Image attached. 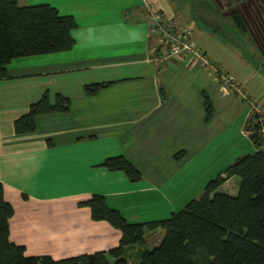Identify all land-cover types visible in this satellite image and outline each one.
<instances>
[{
    "label": "crops",
    "instance_id": "1",
    "mask_svg": "<svg viewBox=\"0 0 264 264\" xmlns=\"http://www.w3.org/2000/svg\"><path fill=\"white\" fill-rule=\"evenodd\" d=\"M18 2L52 4L77 22L70 49L15 57L0 78V181L14 209L10 237L27 255L108 253L122 231L93 217L88 201L95 195L129 222L161 220L257 150L244 129L251 108L216 68L193 53H154L151 13L170 21L180 0ZM205 47L216 59L215 48ZM216 60L234 72L232 58ZM96 83L102 85L87 92ZM45 95L50 104L58 95L69 98V108L40 112L35 130L18 132L16 120ZM119 156L136 165L140 178L106 165ZM240 183L232 176L218 190L236 195Z\"/></svg>",
    "mask_w": 264,
    "mask_h": 264
},
{
    "label": "trees",
    "instance_id": "2",
    "mask_svg": "<svg viewBox=\"0 0 264 264\" xmlns=\"http://www.w3.org/2000/svg\"><path fill=\"white\" fill-rule=\"evenodd\" d=\"M237 30H246L239 12L234 14ZM77 22L49 3L20 5L18 0H0V78L7 75V64L15 57L53 53L70 49L74 44L72 30ZM102 83L86 86L94 92ZM69 98L57 96L50 104L47 95L32 104L30 110L15 122L18 132L33 131L38 113L54 109L67 110ZM209 112L212 110L206 96ZM257 150L238 157L214 179L199 198L169 217L129 222L111 208L103 195L88 201L95 219H106L122 231L120 244L110 249L61 259L51 255L30 256L25 246L12 241L10 218L14 212L6 200L0 181V264H129L127 252L132 246H144L146 233L165 229L161 243L146 249L137 264H264V146L260 134L250 135ZM106 165L125 170L132 179L141 176L134 163L123 156L109 158ZM240 176L236 195L219 191L230 177ZM132 256V255H131Z\"/></svg>",
    "mask_w": 264,
    "mask_h": 264
},
{
    "label": "rangeland",
    "instance_id": "3",
    "mask_svg": "<svg viewBox=\"0 0 264 264\" xmlns=\"http://www.w3.org/2000/svg\"><path fill=\"white\" fill-rule=\"evenodd\" d=\"M237 12L240 13L242 21L246 25L245 31L237 30L235 27L234 14ZM157 13H159L163 24L177 23L180 27L190 26L192 28L193 38L195 35L199 38V41L193 39L194 47L198 48L199 51L198 54H194L198 55L204 64L216 68L221 81L225 82L231 91H234L236 97L250 106V116L244 125V129L249 136L259 133L262 146H264V0H180L179 13L175 17L171 15L173 19L170 20V23L164 14ZM151 20H153L152 16ZM151 27L154 47L157 48V50L154 49V53L163 59L162 50L166 46L165 40L161 39L153 24ZM211 40H213L212 43ZM209 43L215 48L216 52L213 54L216 59L232 58L234 60V74L226 67L218 65L216 59L211 58V54L205 49V46L209 45L207 49L211 50L212 47ZM228 47L231 49L229 53H227ZM226 53L231 56L226 57ZM247 66L249 68L246 70ZM253 72L261 73L260 84L258 83L259 75L253 76ZM237 74L242 81L243 79L245 81L240 82ZM206 96L209 98L211 106L214 105L213 99L208 95ZM251 140L253 141L252 138ZM244 146L246 148V143ZM246 152L253 153L254 151ZM234 177L240 181V176ZM219 190L222 188L220 187ZM165 232L163 228L147 231L146 244L142 247L132 246L128 250L129 264H137L144 250L158 246L163 240ZM110 260L111 264H116L115 258L111 257Z\"/></svg>",
    "mask_w": 264,
    "mask_h": 264
},
{
    "label": "built area",
    "instance_id": "4",
    "mask_svg": "<svg viewBox=\"0 0 264 264\" xmlns=\"http://www.w3.org/2000/svg\"><path fill=\"white\" fill-rule=\"evenodd\" d=\"M153 17L152 24L154 28H157L161 39L166 43L162 50L163 58L169 59L174 55H178L184 52L198 54V48L193 44V31L190 26L180 27L179 24H163L160 19V15L157 12L151 14ZM170 23V21H169ZM179 25V26H178ZM155 50L157 48L154 47ZM208 62L207 60H204Z\"/></svg>",
    "mask_w": 264,
    "mask_h": 264
}]
</instances>
